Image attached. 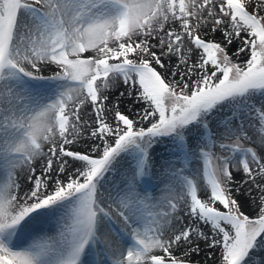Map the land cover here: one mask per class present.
Wrapping results in <instances>:
<instances>
[{
  "label": "snow or ice",
  "instance_id": "6c2138e0",
  "mask_svg": "<svg viewBox=\"0 0 264 264\" xmlns=\"http://www.w3.org/2000/svg\"><path fill=\"white\" fill-rule=\"evenodd\" d=\"M0 177V264H264V0H0Z\"/></svg>",
  "mask_w": 264,
  "mask_h": 264
},
{
  "label": "bare ground",
  "instance_id": "6f19581e",
  "mask_svg": "<svg viewBox=\"0 0 264 264\" xmlns=\"http://www.w3.org/2000/svg\"><path fill=\"white\" fill-rule=\"evenodd\" d=\"M2 178V177H0ZM151 182L154 184V190L153 187L151 186V191L150 193L154 192V191H159L155 185H156V181L153 179L151 180ZM43 212H47L48 210H42ZM59 213H56L55 215L49 216L47 218L44 219L43 223H41L37 229L31 233L33 238H40L41 236H52L55 235L56 233V229H57V217H58ZM48 221V222H47ZM209 255L211 256V252L209 253ZM264 255V254H261ZM209 262H211V260H209Z\"/></svg>",
  "mask_w": 264,
  "mask_h": 264
},
{
  "label": "rangeland",
  "instance_id": "374dc122",
  "mask_svg": "<svg viewBox=\"0 0 264 264\" xmlns=\"http://www.w3.org/2000/svg\"><path fill=\"white\" fill-rule=\"evenodd\" d=\"M151 186L153 187V190H154V184L151 182V181H149L148 183H146V184H144L142 187L144 188V189H146L149 193H150V191H151ZM48 222V221H47ZM57 230V229H56ZM209 264H211V262H209Z\"/></svg>",
  "mask_w": 264,
  "mask_h": 264
}]
</instances>
